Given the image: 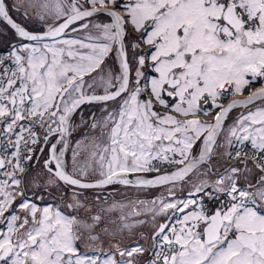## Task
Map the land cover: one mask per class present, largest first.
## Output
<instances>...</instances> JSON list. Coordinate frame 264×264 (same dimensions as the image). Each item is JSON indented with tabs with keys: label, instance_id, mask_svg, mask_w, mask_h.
<instances>
[{
	"label": "snow or ice",
	"instance_id": "obj_1",
	"mask_svg": "<svg viewBox=\"0 0 264 264\" xmlns=\"http://www.w3.org/2000/svg\"><path fill=\"white\" fill-rule=\"evenodd\" d=\"M0 264H264V0H0Z\"/></svg>",
	"mask_w": 264,
	"mask_h": 264
},
{
	"label": "flooded vegetation",
	"instance_id": "obj_2",
	"mask_svg": "<svg viewBox=\"0 0 264 264\" xmlns=\"http://www.w3.org/2000/svg\"><path fill=\"white\" fill-rule=\"evenodd\" d=\"M17 18L19 19V17H17ZM101 19H104V17H101ZM113 59H109L107 61V63L109 65H112ZM254 86H259V85H254ZM225 103H227V101H225ZM91 112H97V114H99V109L92 107V106H89V105L82 106L81 109L78 111V113L74 115L75 123H77V124L80 123L81 113L83 114L84 119H88ZM234 115H235V113H234ZM84 133H85L84 129L77 128L73 132L72 137L70 138L72 144L74 145L76 140L81 139L82 136L84 135ZM66 158H67V162L70 166L71 165V152L70 151L68 153H66ZM160 191L161 190L137 192L135 189H129V188H124L120 185H114V186H110L106 190L105 195H107L109 197L110 202L112 200H116V201H123V202L127 203L129 200H134L136 198L152 199L153 197L160 195Z\"/></svg>",
	"mask_w": 264,
	"mask_h": 264
}]
</instances>
